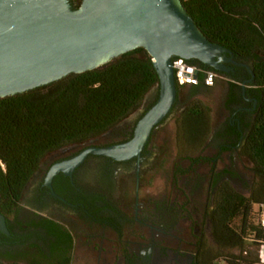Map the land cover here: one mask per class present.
I'll return each instance as SVG.
<instances>
[{
	"label": "trees",
	"instance_id": "trees-1",
	"mask_svg": "<svg viewBox=\"0 0 264 264\" xmlns=\"http://www.w3.org/2000/svg\"><path fill=\"white\" fill-rule=\"evenodd\" d=\"M72 1L77 7L81 0ZM182 3L210 40L250 62L256 81L263 88L261 111L239 148L240 156L250 163L252 183L245 184L248 193L223 179L228 173L226 169L217 170L223 151L214 156L203 154L212 126L211 108L194 99L176 117L178 159L188 162L187 168L180 169L181 173H191L204 163L210 166V198L198 219L193 221L190 264H264L259 251H252V248L264 247L261 223L264 208V0H182ZM186 60L204 70L218 72L199 59ZM197 74L198 84H177L178 92L187 87L192 94H197L213 87L204 83L203 71ZM158 84L153 58L140 46L100 67L70 73L0 98V210L10 232L16 234L10 243L15 245L16 252L0 251V264H73L72 231L58 219H37L23 209L20 201L24 189L47 153L68 143H85L102 135L138 108L146 94ZM158 93L159 87L156 98ZM132 134L133 131L129 135ZM91 192L84 219L109 227L122 238V225L114 215L117 209L101 190ZM4 237L7 235L0 231V242Z\"/></svg>",
	"mask_w": 264,
	"mask_h": 264
},
{
	"label": "water",
	"instance_id": "water-1",
	"mask_svg": "<svg viewBox=\"0 0 264 264\" xmlns=\"http://www.w3.org/2000/svg\"><path fill=\"white\" fill-rule=\"evenodd\" d=\"M144 47L159 76L156 101L139 118L132 136L106 145L90 144L55 162L45 178L72 176L89 155L139 162L151 134L172 112L178 87L174 57L199 59L227 70L232 51L210 40L190 16L182 0H0V98L25 92L104 65L122 53ZM0 231L9 234L0 210Z\"/></svg>",
	"mask_w": 264,
	"mask_h": 264
},
{
	"label": "rangeland",
	"instance_id": "rangeland-1",
	"mask_svg": "<svg viewBox=\"0 0 264 264\" xmlns=\"http://www.w3.org/2000/svg\"><path fill=\"white\" fill-rule=\"evenodd\" d=\"M222 86L224 87V81L215 89H207L197 94H192L187 87L179 90L172 112L153 130L146 146L147 152L139 172L138 206L135 165L111 163L103 158L91 156L81 168L78 181L88 190H101L118 210L122 218V238L109 227L104 228L74 214L71 209H63L47 202L46 213L62 221L76 238L73 264H129L120 258L123 252L121 240H138L140 234H146L148 238L154 235L157 241L164 243L158 249L160 255L156 261L153 257L155 249H151L148 253L151 257L142 259L139 264H190L193 221L198 219L210 198V166L204 163L198 165L191 173H181L180 169L187 168L188 162L178 159L176 117L191 101L199 99L211 108L213 126L218 125L224 114ZM157 92V86L152 88L138 108L102 135L85 143H68L56 151L47 153L42 159V166L57 158L71 156L90 144L103 145L125 136L131 137L130 132L134 131L139 118L156 99ZM217 151V140L210 134L203 154L214 156ZM249 166L248 160L240 156L239 149H232L221 154L217 170L226 169V179L240 191L248 193L245 184L252 183ZM42 177L43 173L40 171L24 189L20 201L23 209L31 210L37 204L34 200V188ZM157 205L163 210H155ZM136 206L139 220L134 218ZM181 207L182 211L179 210ZM167 208L173 209L170 212ZM175 208L178 210L175 211ZM143 219L147 225L141 222ZM148 250L146 248L145 252ZM252 251H259L262 255L261 261H264V247L259 250L252 248Z\"/></svg>",
	"mask_w": 264,
	"mask_h": 264
},
{
	"label": "flooded vegetation",
	"instance_id": "flooded-vegetation-1",
	"mask_svg": "<svg viewBox=\"0 0 264 264\" xmlns=\"http://www.w3.org/2000/svg\"><path fill=\"white\" fill-rule=\"evenodd\" d=\"M228 56H230L233 61L226 62L227 70L225 71L217 70L218 76L213 85L214 87L210 88V89H215L216 87H218V85H220L221 81H224V87L222 86L223 110H224L223 118L218 125L213 126L212 123L211 131H210V134L213 135V137L217 140V144H218L217 152L219 151L226 152V150L223 149H229L230 147L232 149H239L241 145L244 144L245 137L252 128L254 121L257 118L262 108L261 95L263 88L262 85L256 81L255 74L252 72V69L250 67V62H248L245 59L238 58L234 53L228 54ZM124 138L129 139L130 137L125 136ZM146 152H147V147L143 150L140 158L139 172H140L141 163L143 162ZM91 156L96 158H107L109 161H111V159L106 156L89 155V157ZM68 157L57 158L56 160L52 161L51 163H48L45 166L44 165L42 166V161H41L40 168L35 173V175L38 174L40 171H42L43 173V177L40 179V181L37 182L34 188V194H35L34 200L37 202V204H35L33 208L29 210L32 214L36 216L37 219L40 217H51L46 213L48 207L47 202L53 205L56 204L58 207L63 209L65 208L71 209L74 211V214L75 213L78 214L83 219L86 216L88 212L86 210V203L89 197L91 196V194L93 193L91 192L93 190L86 189V187H84L78 180H79L81 168L83 167V165L85 164V162L89 157L82 165H80L78 168H76L73 171L72 176H68L65 175L63 172H60L53 179L52 182L53 188H50L49 186L45 185V178L51 166L55 162ZM115 163H126L129 165H135L136 177H137V169H138L137 158H133L126 161L116 160ZM225 175L223 179H226ZM209 183H210L209 184V188H210L211 181ZM136 205L138 206L137 201H136ZM137 206L134 217L135 220H139ZM172 209L173 208H167L166 210L171 212ZM155 210L161 211L163 209L161 207L158 208L157 205L155 207ZM177 210L178 208H175V211ZM179 210L182 211L183 208L181 207L179 208ZM114 215L116 220L119 223H121L122 218L120 217L118 210L115 212ZM145 219L141 220V222L147 225ZM103 227L105 228V226ZM5 235H7V237H4V239H2V241L0 242V251L5 253L11 252L14 254L16 252L15 250L16 247L15 245L12 246L10 243L11 241L14 240L16 234H12L10 232L9 234L5 233ZM8 236H10L11 238H8ZM121 242L123 244L122 246L123 252H121L120 258L124 259V261L129 264L131 263L139 264L141 263L142 259L150 258L151 255L148 253L151 251V249H155L153 257H154V261H156L157 256L160 255L158 249L161 248L162 244L164 243V241L161 240L157 241L154 238V235L148 238L146 234H140L138 240H134V241L121 240ZM75 248H76V238L74 236L73 246L70 251L72 262L74 259ZM146 248L149 249L147 253L145 252Z\"/></svg>",
	"mask_w": 264,
	"mask_h": 264
},
{
	"label": "built area",
	"instance_id": "built-area-1",
	"mask_svg": "<svg viewBox=\"0 0 264 264\" xmlns=\"http://www.w3.org/2000/svg\"><path fill=\"white\" fill-rule=\"evenodd\" d=\"M172 64L175 72L176 83L178 85L198 84L200 80L197 73L199 71H203L205 73L204 83L208 86H213L218 76L216 71L204 70L198 65L190 63L182 57H174L172 59ZM261 223L264 226V208L262 209Z\"/></svg>",
	"mask_w": 264,
	"mask_h": 264
}]
</instances>
